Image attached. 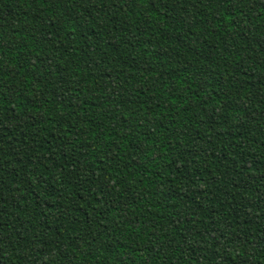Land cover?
<instances>
[{
  "label": "trees",
  "instance_id": "trees-1",
  "mask_svg": "<svg viewBox=\"0 0 264 264\" xmlns=\"http://www.w3.org/2000/svg\"><path fill=\"white\" fill-rule=\"evenodd\" d=\"M0 264H264V0H0Z\"/></svg>",
  "mask_w": 264,
  "mask_h": 264
}]
</instances>
